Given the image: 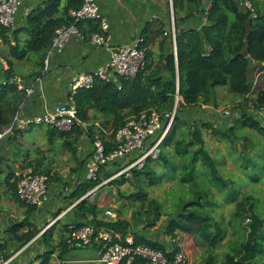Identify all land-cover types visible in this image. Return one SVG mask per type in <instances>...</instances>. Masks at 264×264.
Segmentation results:
<instances>
[{
  "label": "trees",
  "instance_id": "trees-1",
  "mask_svg": "<svg viewBox=\"0 0 264 264\" xmlns=\"http://www.w3.org/2000/svg\"><path fill=\"white\" fill-rule=\"evenodd\" d=\"M245 1H250L253 9L248 8L244 4ZM83 3L84 0H46L31 11L26 24L20 27L0 24V39L8 47V53L0 51V55L8 63L5 69V82L0 83V129L10 123L12 116L27 96L26 89L20 88L16 79L21 78L25 81L32 76L43 75L45 60L51 50L56 29L62 25L72 24L79 27L82 20L76 21L71 15V10L80 8ZM172 4L177 31L176 51L165 49L164 42L161 43L158 53L152 49L147 50L150 27H146L142 36L144 41L141 44L145 48L146 64L137 76L130 79L121 77V87L113 81L99 79L89 88L78 89L73 96V102L78 109V120L73 129L62 132L50 128V137L61 139L59 146L61 155L67 153L75 155L77 144L84 133L88 134L93 142L103 141L106 152L109 153L117 148L115 131L130 118L147 109L167 112L177 106L176 118L161 143L160 153L156 159L149 158L143 168L133 169L131 177L122 175L106 183L104 182L114 172L102 167L96 180H87L74 192L78 193V198H81L96 186H99L96 190L98 192L108 184L121 186L129 183L136 191L128 194L127 197L139 208L133 217L138 224L144 222L143 230H147L148 227L155 225L162 215L161 206L150 197L148 187L166 180L181 181L182 186L187 187H185L186 192L190 191L194 197L189 200L182 199L177 211L171 215L166 234L174 238L173 249L168 250L164 242L152 239L138 230L130 232V221L120 214L124 213L123 209L118 210L120 215L117 220L110 221L98 218L108 208L99 206L96 201L90 202L88 197L83 198L77 204V208L82 215L91 214L93 216L91 222L97 227H106L118 233L120 235L116 238L118 241L123 242L128 235H133L136 244H146L161 250L171 261L177 252L183 253L182 264H190V261L189 256L183 252L177 235L197 234L210 248L207 264H215L212 252L226 239L228 228L220 220H214L206 211L199 208L219 205L218 198L208 186L213 184L220 192L226 194V200L236 201L231 220L233 226L241 225L240 218L246 216L247 212H250L253 218L247 236H241L242 239L232 246V252H227L228 263L253 264L264 255V218L255 212L252 195L247 194L239 198L241 191L232 187L229 198L227 197L228 186L233 181L223 177L219 167L216 166V161L208 152L205 131L210 127L214 133V130L222 127L224 131L221 132V138L230 140L234 144L239 141L236 139L239 137L236 134L237 125L252 128L264 137V123L249 112L250 106L257 108L264 106V89L254 90L253 77L255 72L264 70V0H207L206 2L172 0ZM202 17L206 19L204 24L200 22ZM87 21H96L93 32H102L98 20ZM151 31L153 33L152 29ZM158 33L163 34V28L158 30ZM247 56L254 60L253 67L249 66ZM15 60H25L30 63L32 72L27 76L16 75ZM216 86H224L230 94L241 97L240 102L235 106V109H238L236 112H239L235 125L228 127L226 123L219 128H213L214 125L210 122L203 120L191 122L181 117L179 111L184 108L210 104L215 98L212 90ZM252 93H256V97L252 98L250 96ZM92 111L95 114H92ZM96 114H101L104 118L101 126L96 124ZM23 131L16 130L14 134ZM244 143L247 145L246 140ZM171 155H174L176 162H171ZM177 157H187V161L180 165ZM246 157L247 161L253 160L248 155ZM161 161L167 171L159 174L156 166L161 165ZM199 161L206 166L204 171L200 170V175ZM2 172L3 170L0 169V175ZM35 172L47 173L50 180L52 178L48 171ZM201 176L207 181L206 183L198 181ZM6 180L9 188L6 191L7 196L23 203L17 195L18 178L12 167H9ZM189 183L190 186L186 185ZM25 205L29 208L37 207ZM27 223L12 221L7 230L11 239L18 240L19 248L41 231L37 227H32L20 232ZM68 232V225L63 226L60 233H57L54 224L46 228L40 235L46 250L27 264H51L54 253L59 251V257H64L71 249L84 247L72 248L68 242ZM7 249L8 243L0 242V259H8L11 256ZM7 264L19 263L11 260ZM123 264L127 263L123 262ZM131 264H145V261L135 259Z\"/></svg>",
  "mask_w": 264,
  "mask_h": 264
},
{
  "label": "crops",
  "instance_id": "crops-1",
  "mask_svg": "<svg viewBox=\"0 0 264 264\" xmlns=\"http://www.w3.org/2000/svg\"><path fill=\"white\" fill-rule=\"evenodd\" d=\"M44 1L46 0H23L16 13L14 27L26 24L31 11ZM97 3L102 19H106L109 25L108 29L102 30L101 33L105 34L107 38L106 44L98 45L91 41V32L94 31L96 21L89 22L86 20L80 22L79 29L83 37L72 36L62 52H51L48 55L42 76H32L19 84L21 88L25 89L27 86H32L31 94L27 93L23 103L20 104L24 113L41 114L59 103H66L68 101V84L72 75L97 70L111 58L114 46L135 41L143 36V31L148 26L150 27V37L146 46L147 50L152 49L158 53L161 43L164 42L163 47L165 49L176 51V39L174 41L171 35L165 34L172 28L173 24L175 26L172 0H97ZM96 20L99 21L101 26V19ZM205 21V17L200 18L201 24H204ZM161 28H163V34L158 33ZM0 51L8 53V47L3 44L1 39ZM0 58H2L1 55ZM15 62L17 66L16 75L27 76L32 72V65L25 60H15ZM5 78L4 66L0 60V83H3ZM115 82H119V79ZM212 94L215 95V98L212 99L210 104L192 107L184 111L182 117L189 121L192 120L191 122L195 120L210 121V119H204V116L215 114L222 109L217 98L218 91L212 90ZM219 94L231 95L226 89L220 91ZM236 100L240 102L241 99L237 97ZM188 111H191L190 115L186 113ZM91 113L95 114L94 111ZM9 116H11V113H9ZM103 119L101 114H96V124L101 126ZM235 121L224 122L222 117L218 127L224 126L223 124L226 123H228V127H231L236 124ZM210 123L212 124V122ZM50 128L46 124L35 125L23 132L5 137L0 143V169L3 170L0 175V194L4 197L5 195L2 192L9 189L6 180L9 167L15 169L16 176L22 169H31L48 171L51 174V180L56 179L50 184L46 200L42 205L34 207L35 209L11 198L8 199L11 204L7 206V209L12 212L7 214L6 210L0 209V242L8 243L7 252L11 255L8 259L12 258L11 260H15L19 264H27L35 260L38 255L46 250L40 236L44 229L54 224L57 233H60L61 228L65 225L90 222L93 219L91 214L82 215V212L77 208V204L85 197H88L89 201L94 203L91 195H97L99 191L93 193L88 191L81 198L77 197L78 193H74L81 187L80 184L88 180L86 177V161L94 150L93 141L88 134L84 133L77 144L78 148L75 155H71V153L61 155L59 149L61 139L59 137L52 139L49 132ZM241 138L239 136L236 139L243 144L244 140ZM116 163L120 164L122 161ZM57 172L61 173L62 176H54ZM66 176L68 178L63 184L60 181ZM58 177L60 181L57 180ZM5 194L7 196L6 192ZM3 196L0 199V207L5 206ZM97 204L99 203L97 202ZM99 206L101 205L99 204ZM103 215L100 214L98 218L100 220L105 219ZM13 216L18 218H13ZM12 221L28 222L20 232H25L32 227H37L41 231L31 241L19 248L18 240L11 239L7 232ZM58 237L59 235H57ZM89 247L96 250V257L65 260L66 253L65 257H53L51 264H64V262L72 261L93 264V260L96 261L99 257V247ZM69 258H74V256L70 254Z\"/></svg>",
  "mask_w": 264,
  "mask_h": 264
},
{
  "label": "built area",
  "instance_id": "built-area-1",
  "mask_svg": "<svg viewBox=\"0 0 264 264\" xmlns=\"http://www.w3.org/2000/svg\"><path fill=\"white\" fill-rule=\"evenodd\" d=\"M22 2L23 0H0L1 25L7 27L15 25L16 13ZM244 4L253 9L250 1H245ZM71 15L75 17L76 21L101 19L102 30L108 29V22L106 19H102L97 0H84L80 8L71 10ZM101 33H92L91 41L98 45H105L107 38ZM165 34L171 35L175 41L176 28L174 24ZM74 35L83 37L76 24L62 25L57 28L49 54L62 52ZM143 41L144 37L140 36L133 42L116 45L113 47L111 58L103 66L92 72H80L72 75L68 84V101L66 103H59L41 114H26L21 105L12 116L10 123L0 129V142L3 138L14 134L16 130H26L39 124H46L62 132L72 130L78 120V109L73 102L76 91L80 88L91 87L99 79L113 82L119 79V82L115 83L121 87V77L125 79L135 78L146 64L145 48L141 46ZM0 60L6 69L8 67L7 61L4 58H0ZM16 82L20 84L22 80L16 79ZM26 91L31 94L32 86H27ZM258 110L264 112V106ZM176 115L177 106L172 111L167 112H159L155 109L140 112L115 131L117 148L109 153L106 152L103 141H94V150L86 161L87 179L96 180L102 167L115 164L118 161H122V164L117 166L107 181L122 175L131 177L133 169L143 168L149 158L156 159L158 157L161 143ZM17 178L19 199L24 204L42 205L47 198L51 184L50 176L47 173L26 169L20 171ZM98 188L99 186H96L91 189L90 193L95 192ZM103 216L110 221L117 220L119 217L113 208L106 209ZM68 230V242L72 248L79 246L99 247L97 261L100 264H123V262L131 264L135 259H144L145 264H182L184 261V255L181 252H177L171 261L163 251L146 244H136L134 239L129 236L123 242L118 241L116 240L120 237L118 233L106 227H97L91 221L81 225L70 223ZM55 255L54 253L53 257ZM11 259L1 258L0 264H7Z\"/></svg>",
  "mask_w": 264,
  "mask_h": 264
},
{
  "label": "rangeland",
  "instance_id": "rangeland-1",
  "mask_svg": "<svg viewBox=\"0 0 264 264\" xmlns=\"http://www.w3.org/2000/svg\"><path fill=\"white\" fill-rule=\"evenodd\" d=\"M253 77L254 90L256 91L261 88L264 89V70L255 72ZM223 89L227 88L224 86H216L214 89L215 92L218 91L217 98L222 109L220 111H217L215 114H209L208 116H204V119H210V121L206 122H212V124L214 125L213 128H219L218 126L220 125V120L222 117L224 122L236 120L237 113H239L236 112L238 111V109H235V106L237 105H234L237 102V97H234L236 95L232 93L231 95L219 94V92ZM250 96L252 98L256 97V93H252ZM239 98L241 99V97ZM249 108V112L264 123V112H259L258 108L255 106H250ZM186 110L188 109L184 108L179 111L181 117L184 111ZM226 111H228V113H226ZM186 113L190 115L191 111H188ZM212 131L213 130L210 127L207 128L205 131L206 148L216 161V166L219 167V171L223 175V177L229 178L233 181L228 186L227 197L229 198L230 189L232 187L241 191L242 194L240 193L239 198L247 194L252 195V203H254L255 212L258 213L262 218H264V137L258 131L252 128L237 125L236 134L238 136H241V139L246 140L247 145L244 142L242 144V142L240 141H236V144H234L233 142H230L228 140L221 139V132L224 131L222 127H220L216 131L214 130V133H212ZM246 155H248V157H252L253 160H251V162L250 160L247 161V157L245 158ZM186 158H178V164H183L185 160L187 161ZM171 159L172 163L176 162L174 155H171ZM162 162L163 161H161V165L156 166V170L159 174H162L163 172L167 171L166 168L162 165ZM121 164L122 163L106 165L104 166V169L113 172L116 170L117 166H120ZM246 164H248V166ZM204 168H206V166L203 165L201 161H199V175L200 170L204 171ZM23 170L24 169H22L21 171ZM55 175L62 176V174L59 172L55 173L54 176ZM67 176L62 181L59 180V177L57 178V180L65 184V180L68 178ZM253 177H257L258 179H254ZM117 178H120V176ZM203 179L204 178L201 176L198 181L206 183L207 181H204ZM53 180H51V182ZM186 185L190 186L191 183ZM208 186L211 188L216 198H218L219 205L199 208L201 210L206 211L214 220H220L228 228V235L226 239L217 248L213 250L212 255L214 256L215 264H229L226 255L227 252H232V246H234V244L238 240L242 239L241 236H247L253 218L249 214L250 212H247L246 216L244 215L242 218H240L241 225L236 224L235 226H233L231 224V220L233 217L232 214L236 208V201L226 200V194L220 192L217 186L213 184H209ZM185 187L186 186H182L181 181L175 179L171 181L166 180L161 183L159 182L157 185L148 187L150 197L157 201L156 204H160L162 215L160 219L156 222V224L151 227H148L147 230H143V227L145 226L144 222L138 224L133 217L134 213H136L139 208L132 204L134 202L127 197L128 194L132 192L134 193L136 191V189L129 183L123 184L121 186H117L116 184H108L103 187L102 190L97 193V195L94 194L91 195V197L101 206L105 208L111 207L116 210L117 213H119V209H123L124 213L120 214L125 219H128L130 221V232L133 233L134 230H138L139 232L145 233L150 238L152 237L156 240L164 242L167 245V248L173 249L174 238L166 234V229L168 227L171 215H173V213L177 211V206L178 204H180L182 199L189 200L194 197L191 195L190 191L186 192ZM5 192L6 190L2 192L5 197L0 194L1 197L3 196L5 198V206H1L0 209L6 210L5 212H7V214H10L12 211L7 209V206H9L11 202L8 200L10 198L6 196ZM13 218L17 219L18 217L13 216ZM245 228L247 231H245ZM128 236L133 238V235ZM177 237L179 239V244L182 246L183 252H185V254L189 256L190 264H207L206 260L209 255L208 253L210 248H208V245L206 243L201 241V237L199 235L179 233ZM70 254L73 255L74 258H69ZM66 255L67 256L65 260H80L85 258H94L97 256L96 250H94V248L92 247L73 248L68 251ZM58 256L59 255L56 252L55 258H58ZM259 258V261L253 262V264H264V255L260 256ZM93 262V264H100L97 260H93ZM64 264L87 263L82 261H72L64 262Z\"/></svg>",
  "mask_w": 264,
  "mask_h": 264
},
{
  "label": "water",
  "instance_id": "water-1",
  "mask_svg": "<svg viewBox=\"0 0 264 264\" xmlns=\"http://www.w3.org/2000/svg\"><path fill=\"white\" fill-rule=\"evenodd\" d=\"M203 12L205 13L206 10L204 9ZM247 59H248V62H249V66L253 67L254 66V60L250 56H247Z\"/></svg>",
  "mask_w": 264,
  "mask_h": 264
},
{
  "label": "clouds",
  "instance_id": "clouds-1",
  "mask_svg": "<svg viewBox=\"0 0 264 264\" xmlns=\"http://www.w3.org/2000/svg\"><path fill=\"white\" fill-rule=\"evenodd\" d=\"M4 70H5V68H4ZM17 79H19V78H17ZM21 79V78H20ZM5 81V80H4ZM19 85V84H18ZM20 87V86H19ZM21 88V87H20ZM21 106V105H20ZM4 139V138H3ZM104 183H106V182H104ZM45 230V229H44ZM52 258H53V256H52Z\"/></svg>",
  "mask_w": 264,
  "mask_h": 264
}]
</instances>
